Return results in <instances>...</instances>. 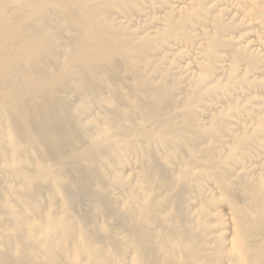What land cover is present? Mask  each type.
I'll return each mask as SVG.
<instances>
[{"label":"bare ground","instance_id":"obj_1","mask_svg":"<svg viewBox=\"0 0 264 264\" xmlns=\"http://www.w3.org/2000/svg\"><path fill=\"white\" fill-rule=\"evenodd\" d=\"M255 1L0 0V264H264Z\"/></svg>","mask_w":264,"mask_h":264},{"label":"rangeland","instance_id":"obj_2","mask_svg":"<svg viewBox=\"0 0 264 264\" xmlns=\"http://www.w3.org/2000/svg\"><path fill=\"white\" fill-rule=\"evenodd\" d=\"M251 8L253 10V13L251 15L245 16L244 19H243V21H244L243 24H240L239 27L234 29L235 31H234L233 35H237L238 33H243L242 37L240 38V41H242V42L245 41L247 38H253L254 37L253 35H255V36L257 35V33L253 32V34H251L250 32H248L249 30H251L253 25H252V23H250V25H248V22L245 24V21H246V19L257 18L259 15L264 18V0H257L253 4L244 3V4L240 5V7L237 9V11H239L238 13H243L245 10H248V9H251ZM246 32H248V33H246ZM185 59L186 58L182 59V62Z\"/></svg>","mask_w":264,"mask_h":264}]
</instances>
